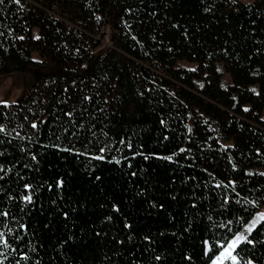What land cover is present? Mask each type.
Returning <instances> with one entry per match:
<instances>
[{
	"label": "trees",
	"instance_id": "trees-1",
	"mask_svg": "<svg viewBox=\"0 0 264 264\" xmlns=\"http://www.w3.org/2000/svg\"><path fill=\"white\" fill-rule=\"evenodd\" d=\"M21 73L0 264H213L264 207V0H3ZM234 255L264 264V219Z\"/></svg>",
	"mask_w": 264,
	"mask_h": 264
},
{
	"label": "rangeland",
	"instance_id": "rangeland-1",
	"mask_svg": "<svg viewBox=\"0 0 264 264\" xmlns=\"http://www.w3.org/2000/svg\"><path fill=\"white\" fill-rule=\"evenodd\" d=\"M245 2H252L254 0H242ZM34 37L38 36V30H34L33 32ZM103 43L107 44V40L104 39ZM32 58L35 60H41L40 55L37 52L32 53ZM178 67L183 69H195L196 65L189 63L187 61H180L177 64ZM220 71L223 74L222 77V84L223 86H227L231 83V79L227 73L224 72L222 68ZM33 83V78L29 73H21V74H13L9 76H2L0 77V104L9 105L13 102H16L21 98L23 94H25L30 88ZM264 216V207L261 208L259 213L255 216V218L250 222L249 226L245 230L243 237L248 236L250 233L248 229L252 225H256L259 221H261V217ZM253 229V227H252ZM241 236V237H242ZM245 239H239L233 246V242H231L228 246L224 247L221 254L215 260L213 264H235L237 262V258L234 255V249L238 245L240 241Z\"/></svg>",
	"mask_w": 264,
	"mask_h": 264
},
{
	"label": "snow or ice",
	"instance_id": "snow-or-ice-1",
	"mask_svg": "<svg viewBox=\"0 0 264 264\" xmlns=\"http://www.w3.org/2000/svg\"><path fill=\"white\" fill-rule=\"evenodd\" d=\"M0 3H3V0H0ZM16 3H19V0H16ZM20 39H23V37H20ZM34 39H40V37H39V36H36V37H34ZM245 111H247V109H245ZM32 127H33V128H36L37 125H36V124H33ZM3 131H4V129H3L2 127H0V132H3ZM101 151L103 152L104 149H101ZM97 159H103V157H97ZM25 199H26L28 202H31V196H27V197H25ZM261 219H264V216H262ZM252 227H255V225H252V226L248 229L249 232H251ZM238 239H246V237H243V236H242V237H240V238H238ZM235 243H236V242H233V246L235 245ZM249 243H251V241H249Z\"/></svg>",
	"mask_w": 264,
	"mask_h": 264
}]
</instances>
